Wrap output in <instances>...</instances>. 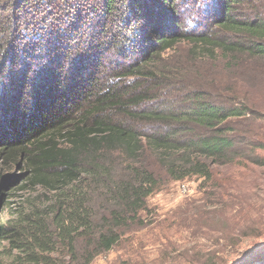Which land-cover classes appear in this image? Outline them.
<instances>
[{
  "label": "trees",
  "instance_id": "1",
  "mask_svg": "<svg viewBox=\"0 0 264 264\" xmlns=\"http://www.w3.org/2000/svg\"><path fill=\"white\" fill-rule=\"evenodd\" d=\"M174 1L0 0V168L23 171H0V199L19 179L44 191L25 221L71 262L145 224L158 169L209 182L215 167H264V0H204L192 17ZM41 5L53 21L33 35ZM183 43L184 65L170 67ZM18 233L0 224V240Z\"/></svg>",
  "mask_w": 264,
  "mask_h": 264
},
{
  "label": "rangeland",
  "instance_id": "2",
  "mask_svg": "<svg viewBox=\"0 0 264 264\" xmlns=\"http://www.w3.org/2000/svg\"><path fill=\"white\" fill-rule=\"evenodd\" d=\"M174 4L181 14L192 17L205 1L175 0ZM47 11L46 5L37 11L36 28L28 29L29 33L34 35L37 28L53 21ZM128 12V7L125 10L120 5L118 24L131 35L139 26L129 21ZM189 49L183 43L171 50L165 58L170 67L184 65V51ZM217 68L212 65L210 71ZM254 98L264 111V86ZM257 154L264 157V149ZM146 159L153 161L149 154ZM111 162L119 173L117 156ZM2 170L10 177L23 173L17 168ZM156 172L160 186L146 201L145 224L131 229L91 264H263L258 263L264 259L263 166L215 167L209 182L197 177L175 182L161 170ZM21 186L19 179L4 191L0 202V224L20 232L0 240V264H80L71 262L68 249L53 233L42 237L28 226L25 216L32 205L43 206L49 196L39 187Z\"/></svg>",
  "mask_w": 264,
  "mask_h": 264
},
{
  "label": "water",
  "instance_id": "3",
  "mask_svg": "<svg viewBox=\"0 0 264 264\" xmlns=\"http://www.w3.org/2000/svg\"><path fill=\"white\" fill-rule=\"evenodd\" d=\"M0 202H1V199H0ZM263 260H264V259L260 260L258 263H260V262H261V263H263V264H264V261H263ZM262 261H263V262H262Z\"/></svg>",
  "mask_w": 264,
  "mask_h": 264
}]
</instances>
